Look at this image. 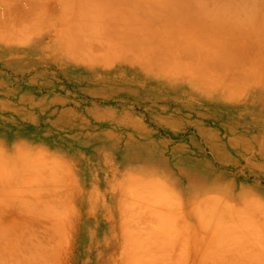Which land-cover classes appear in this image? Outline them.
Masks as SVG:
<instances>
[{
    "label": "rangeland",
    "instance_id": "1",
    "mask_svg": "<svg viewBox=\"0 0 264 264\" xmlns=\"http://www.w3.org/2000/svg\"><path fill=\"white\" fill-rule=\"evenodd\" d=\"M5 66L0 264H205L181 243L209 236L197 196L223 187L264 202V83L203 99L132 84L124 70ZM167 190L184 199L180 219L161 210ZM246 242L244 264H264V247L256 255Z\"/></svg>",
    "mask_w": 264,
    "mask_h": 264
},
{
    "label": "crops",
    "instance_id": "2",
    "mask_svg": "<svg viewBox=\"0 0 264 264\" xmlns=\"http://www.w3.org/2000/svg\"><path fill=\"white\" fill-rule=\"evenodd\" d=\"M0 61L20 70H124L132 84L227 99L208 92L264 83V0H0ZM122 192L120 201L129 202ZM224 193L221 187L197 196L209 236L181 243L200 248L197 259L205 264H244L247 239L253 254L264 247V202L247 191ZM183 200L170 190L158 197L161 210L172 209L176 219Z\"/></svg>",
    "mask_w": 264,
    "mask_h": 264
}]
</instances>
